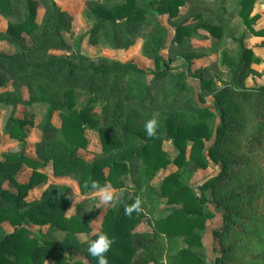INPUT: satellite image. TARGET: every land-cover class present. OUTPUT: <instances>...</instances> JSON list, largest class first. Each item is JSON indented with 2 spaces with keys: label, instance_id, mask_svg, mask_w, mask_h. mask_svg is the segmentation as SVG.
<instances>
[{
  "label": "trees",
  "instance_id": "1",
  "mask_svg": "<svg viewBox=\"0 0 264 264\" xmlns=\"http://www.w3.org/2000/svg\"><path fill=\"white\" fill-rule=\"evenodd\" d=\"M254 1L237 0L235 12L250 32L263 34L264 30L251 28L256 18L249 17ZM183 4V0H94L86 4L91 27L82 38L89 44L102 41L114 49H128L133 34L144 27L142 54L154 64V70L146 73L116 60L55 53L74 48L64 38L70 16L55 0H0V17L7 19L0 40L13 50L0 53V107L8 111L3 133L23 143L40 115L35 125L40 132L35 156L21 150L0 157V264H45L48 260V264H98L87 247L101 232L114 240L105 254L108 264H164L163 260L166 264H264V185L241 179L251 160L264 149V116L259 112L264 107V85H244L252 73L251 63L258 59L241 36L235 38L239 46L236 59L222 54V63L231 73L222 87L212 88L210 80L199 73L173 71L159 53L167 42L168 29L158 15L176 18ZM39 7L40 23L36 20ZM191 18L198 23L175 25V40L205 38L199 30L220 35L219 27L202 19L200 13ZM190 77L199 80L198 89L213 96L214 104L207 105L201 91L195 94ZM77 91L101 102L99 117L92 116L88 106L75 108ZM255 98L261 101L256 107L252 105ZM19 106L23 107L21 116ZM55 113L58 126L53 123ZM153 117L158 121L157 134L148 137L144 124ZM86 131L99 135L100 150L91 161L78 155L86 146ZM164 141L178 149L173 160L162 148ZM170 163L175 170L161 181L160 197L167 206H179L149 221L151 232L134 231L141 215L139 210L128 215L125 208L145 194L152 195L150 181ZM185 163L214 171L187 186L180 181ZM48 165L54 177L73 180L82 195L96 191L91 188L93 182L121 189L124 177L131 181L133 192L125 191L109 205L99 230L91 233L89 219L78 213L66 215L67 186L51 185L33 197L32 192L47 178L42 170ZM21 166L31 170L25 183L16 180ZM208 188L213 191L211 200L203 194ZM209 219L216 222L210 225ZM31 225L54 228L64 238L48 240L32 233ZM79 235L88 238L80 240ZM207 237L209 247L204 243ZM179 241L183 246L173 249Z\"/></svg>",
  "mask_w": 264,
  "mask_h": 264
},
{
  "label": "rangeland",
  "instance_id": "2",
  "mask_svg": "<svg viewBox=\"0 0 264 264\" xmlns=\"http://www.w3.org/2000/svg\"><path fill=\"white\" fill-rule=\"evenodd\" d=\"M61 10L67 12L70 16V26L64 33L65 41L69 45H73L69 52H55L58 54H64L67 56L82 55L90 59L106 58L110 60L120 61L124 64H133L136 67L142 69L146 73L154 70V64L152 60L146 58L142 54V35L141 32L144 29L142 27L139 32L133 34L132 45L128 49H114L104 44L102 41L96 44H89L86 39L82 38L90 27L91 21L86 17V4L89 1L94 0H55ZM184 4L178 10V16L176 18H168L167 15H158L159 22L168 29V39L164 47L159 49V53L165 56L169 62L173 71L183 70L189 75L192 73H199L204 79L210 80L212 88H219L226 84L230 78L231 73L228 68L222 63V54L227 52L233 59L238 55V43L235 38L243 36L245 39L249 35L248 29L244 22L236 14L237 0H183ZM260 3V2H258ZM256 12V11H255ZM253 12L252 14H254ZM201 14L202 19H206L207 22L217 25L220 29V35H211L208 32H202L199 30L205 38L197 39L193 36H183L180 40L174 39L175 25L181 24L184 26H193L198 23V19H192L191 17L196 14ZM42 15V8L37 9L36 20L40 23ZM232 15V16H231ZM7 25V19L0 17V32L4 31ZM145 30V29H144ZM243 38V39H244ZM82 39V40H81ZM245 43V42H244ZM12 46L5 40H0V53H12ZM264 51H261V54ZM264 56V55H262ZM264 62V60H263ZM191 78V84L195 89V94L200 92L204 95V101L207 105L214 104V97L207 91L198 89V81L194 77ZM263 81L257 82L255 77L248 78L246 84L250 87H257L264 83ZM23 98L26 99L27 95L24 92ZM75 108L82 109L85 106L91 108V115L99 117L101 110V102L95 99L92 95L85 94L77 91L74 96ZM261 103L260 100H252V105L257 106ZM264 106V105H263ZM42 112L43 109H39ZM259 112L264 116V107L259 108ZM7 109L0 107V157L4 153L18 154L21 150L29 157L35 156V146L40 139V132L36 129L35 125L40 120V115L36 116L34 120V126L29 128L27 137L23 143H19L2 132V125L7 116ZM23 113V107H18V116ZM53 123L58 126L59 116L55 113ZM85 137L87 140L86 146L83 149L78 150V155L85 161H91L94 154L100 150L99 135L94 131H86ZM162 148L168 152L169 158L173 160L178 154V149L172 145L169 141H164ZM189 146H186V156L188 154ZM252 165L248 169H245L241 179L252 180L253 182H261L264 185V149L260 153H257L255 158L251 160ZM175 170V166L170 163L165 169L159 171L155 177L149 183V190L152 191V195L145 194L143 199L140 200L139 213L141 215V221L137 223L133 230L137 232H151L153 226L152 221L154 219L167 215L172 208H177L179 205L167 206L163 199L160 197V183L163 178L170 172ZM47 178L43 184L37 187L33 192V197H39V195L51 185H65L70 189V201L66 209V215H74L78 213L84 220L89 219V225L91 227V233H95L99 230L100 224L106 208L113 203H103L99 200V193L93 191L88 195H82L79 193L76 183L69 178H56L52 175L51 167L48 165L44 170ZM212 168L201 169L190 163L183 165L180 181L184 185H194L195 182L203 180L205 177L213 173ZM30 176V170L22 166L18 171L16 179L18 182H26ZM262 179V180H261ZM124 187L121 189H112L108 186L109 190L113 191L116 196V200L123 196L125 191L132 194L131 181L124 177ZM148 192V191H147ZM204 196L211 200L213 198V191L208 188L203 191ZM146 199H152V201H146ZM115 200V201H116ZM137 201V200H136ZM264 214V209L262 210ZM149 222V223H147ZM216 222L215 219H209L207 223L213 225ZM4 229L7 232L11 231V227L7 224H3ZM30 231L48 240L61 241L64 238V233L56 230L49 229L48 227H38L31 225ZM80 240H86L88 235H79ZM204 243L209 247L208 237L204 240ZM182 247L183 244L179 241L177 245H173L174 248ZM208 254L212 257L211 249L208 248ZM50 261H46L48 264ZM166 264L165 260H163ZM153 264V263H148Z\"/></svg>",
  "mask_w": 264,
  "mask_h": 264
},
{
  "label": "clouds",
  "instance_id": "3",
  "mask_svg": "<svg viewBox=\"0 0 264 264\" xmlns=\"http://www.w3.org/2000/svg\"><path fill=\"white\" fill-rule=\"evenodd\" d=\"M158 121L155 117L145 121L144 130L148 137H154L157 134ZM87 187V185H85ZM91 188L99 193V200L105 204L115 203L116 196L109 190L107 185H99L97 182L91 184ZM140 201H135L131 206L125 208V213L130 215L133 211L139 210ZM114 243L112 237L106 232L97 234L95 239L88 241V254L98 260V264H108L106 253Z\"/></svg>",
  "mask_w": 264,
  "mask_h": 264
},
{
  "label": "crops",
  "instance_id": "4",
  "mask_svg": "<svg viewBox=\"0 0 264 264\" xmlns=\"http://www.w3.org/2000/svg\"><path fill=\"white\" fill-rule=\"evenodd\" d=\"M258 2H260V3H258ZM253 12H255V13L252 14ZM254 15L256 16V18H255L254 22L252 23L251 28L254 31L264 30V0H255L254 1L253 5H252V8H251V12H250L249 17H252ZM248 32H249V35L247 36L246 39L245 38L243 39V44H244V46L246 48L251 50L253 58H257L258 62L251 63L250 67L252 69V73L249 74L245 78V80H244L245 84H246L248 78H250L251 76L253 78L255 77L257 82L258 81L262 82L263 81L262 79L264 78V62H263L264 56H262L264 54L263 53L261 54V51L262 50L264 51V33L263 34H254V33L250 32L249 29H248ZM262 85H264V83L259 85V86H257V87H260ZM245 86L247 88H257V87H250L248 85H245ZM2 132H3V125H2ZM24 167H26V166H24ZM27 169H29V168H27ZM30 175H31V170H30ZM56 178H65V177H56ZM28 180H29V178H28ZM19 183H25V182H19ZM67 216H69V215H67Z\"/></svg>",
  "mask_w": 264,
  "mask_h": 264
}]
</instances>
